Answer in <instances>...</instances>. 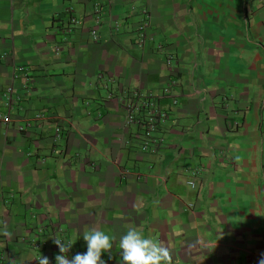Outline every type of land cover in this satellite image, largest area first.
I'll list each match as a JSON object with an SVG mask.
<instances>
[{
  "label": "crops",
  "instance_id": "0c3cea01",
  "mask_svg": "<svg viewBox=\"0 0 264 264\" xmlns=\"http://www.w3.org/2000/svg\"><path fill=\"white\" fill-rule=\"evenodd\" d=\"M9 85L0 264H264V0H0ZM122 90L167 110L154 151ZM42 110L73 127L18 131Z\"/></svg>",
  "mask_w": 264,
  "mask_h": 264
},
{
  "label": "built area",
  "instance_id": "2783aa9c",
  "mask_svg": "<svg viewBox=\"0 0 264 264\" xmlns=\"http://www.w3.org/2000/svg\"><path fill=\"white\" fill-rule=\"evenodd\" d=\"M99 7L95 6L93 9V14L95 15V21L98 22V14ZM69 16V20L74 22L75 19L67 13ZM139 24L145 25V20L142 19ZM90 36L93 40L97 39V32L94 28L89 30ZM137 44L142 41L141 36L137 38ZM166 61L168 62L171 57L166 55ZM26 68L23 65L16 66L12 73V78H16L19 74L24 79L26 78ZM165 92L168 91V88H164ZM5 98L2 101V108L0 114L1 122H8L12 118V111L18 107V103L20 101V96L18 94H13V88L11 85L5 88L3 91ZM158 96L143 93L139 90H122L121 96L118 98V102L123 111V119L125 125H133L135 126L139 132L136 134V137H140L141 144L143 148H146L150 151H154L157 147V142L160 140H156L157 138L153 137V133H155L158 127L165 122L167 119V110L158 107L155 103V99ZM174 103V100H172ZM49 122L53 126V139H56L60 136L62 132V128L64 125L66 127H73L70 122H65L63 120H59L52 112L48 110H42L34 113L31 118H26L24 120L18 121V131L25 132L28 129L33 128L38 123ZM55 237H58L60 233V229L55 226L53 230H51ZM41 232V229L38 230ZM58 243H60V239H56ZM30 246L37 251L42 250L41 242L39 239L30 240ZM41 260V258H40ZM42 261V260H41ZM163 264H171L170 259H163Z\"/></svg>",
  "mask_w": 264,
  "mask_h": 264
},
{
  "label": "rangeland",
  "instance_id": "374dc122",
  "mask_svg": "<svg viewBox=\"0 0 264 264\" xmlns=\"http://www.w3.org/2000/svg\"><path fill=\"white\" fill-rule=\"evenodd\" d=\"M28 215H29V213H28ZM28 215H27V218H28ZM10 228H13V227L10 226ZM30 249H31L34 253H36V249H33V248H31V247H30Z\"/></svg>",
  "mask_w": 264,
  "mask_h": 264
},
{
  "label": "trees",
  "instance_id": "16d2710c",
  "mask_svg": "<svg viewBox=\"0 0 264 264\" xmlns=\"http://www.w3.org/2000/svg\"><path fill=\"white\" fill-rule=\"evenodd\" d=\"M263 102H264V99H263Z\"/></svg>",
  "mask_w": 264,
  "mask_h": 264
}]
</instances>
